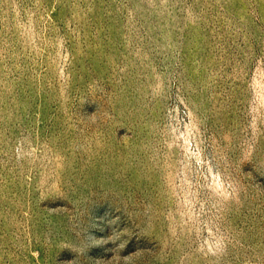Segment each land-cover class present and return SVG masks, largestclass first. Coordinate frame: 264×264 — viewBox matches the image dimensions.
Here are the masks:
<instances>
[{
	"label": "rangeland",
	"instance_id": "1",
	"mask_svg": "<svg viewBox=\"0 0 264 264\" xmlns=\"http://www.w3.org/2000/svg\"><path fill=\"white\" fill-rule=\"evenodd\" d=\"M0 264H264V0H0Z\"/></svg>",
	"mask_w": 264,
	"mask_h": 264
}]
</instances>
